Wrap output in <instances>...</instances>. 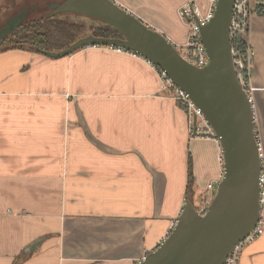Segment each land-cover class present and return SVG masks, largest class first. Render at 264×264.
Returning <instances> with one entry per match:
<instances>
[{
  "label": "crops",
  "instance_id": "crops-1",
  "mask_svg": "<svg viewBox=\"0 0 264 264\" xmlns=\"http://www.w3.org/2000/svg\"><path fill=\"white\" fill-rule=\"evenodd\" d=\"M114 1L185 43L178 9L189 0ZM247 42L264 154V2ZM220 154L217 139L191 133L175 90L141 55L101 45L57 59L0 50V264H140L188 197L198 209L217 186ZM242 252L240 264H264V234Z\"/></svg>",
  "mask_w": 264,
  "mask_h": 264
},
{
  "label": "water",
  "instance_id": "water-1",
  "mask_svg": "<svg viewBox=\"0 0 264 264\" xmlns=\"http://www.w3.org/2000/svg\"><path fill=\"white\" fill-rule=\"evenodd\" d=\"M234 2L218 0L213 17L201 29L208 55V64L202 68L184 59L164 34L114 0H65L47 6L51 15L73 13L102 21L117 29L120 37L89 34L60 51H36L57 59L88 45H101L141 55L189 95L212 127L211 137L223 148V176L206 214L198 212L189 196L170 234L140 264H224L260 219L263 162L254 132L253 104L237 78L231 54ZM28 10L24 7L6 20L0 41L24 23Z\"/></svg>",
  "mask_w": 264,
  "mask_h": 264
},
{
  "label": "built area",
  "instance_id": "built-area-1",
  "mask_svg": "<svg viewBox=\"0 0 264 264\" xmlns=\"http://www.w3.org/2000/svg\"><path fill=\"white\" fill-rule=\"evenodd\" d=\"M218 0H209V5L206 10H203L201 4L194 0L185 2L179 9L178 15L183 23L189 28V35L183 47L185 51H179L180 54L188 62L197 67H205L208 64V55L206 48L201 42V29L206 26L214 15ZM264 0H235L232 18L230 22V40H231V54L235 67V72L239 82L248 94L251 103L253 104V91L251 85V70L253 65L254 51L247 42V34L250 30V25L253 16L258 11V6ZM242 39L246 42V50L242 52L239 49L238 41ZM161 77L165 82L171 86L176 92V98L183 104V108L188 114L191 133L199 137H208L214 135V131L207 121L204 113L198 108L183 90L177 87L160 69ZM254 109V106H253ZM260 155L263 159V151L261 144L258 143ZM222 151V149H221ZM218 160L223 162V155L220 154ZM223 175V174H222ZM222 177L219 179V181ZM217 181V185L219 183ZM260 184V219L257 222L253 231L240 242L233 252L227 257L224 264H239L243 247L246 243L253 242L264 234V164L259 176ZM217 186L209 183L207 186V193L201 199V206L197 209L201 215H205L207 209L215 196ZM167 237H165L166 239Z\"/></svg>",
  "mask_w": 264,
  "mask_h": 264
},
{
  "label": "trees",
  "instance_id": "trees-1",
  "mask_svg": "<svg viewBox=\"0 0 264 264\" xmlns=\"http://www.w3.org/2000/svg\"><path fill=\"white\" fill-rule=\"evenodd\" d=\"M50 3L52 2H49V4ZM14 5L17 6L14 9V12L12 11L13 13L8 17H6V19L0 25V28L3 27L4 23L9 17L16 15L20 9L27 7V5L17 4V3L16 4L14 3ZM259 12H261V9L259 10ZM50 13L51 10H49L44 16L36 17L33 19H25L24 23L21 26H19L15 31L9 34L10 36H17L20 33H26L24 36H22L21 40L23 41L21 42L11 41L10 44L4 46L2 49L0 48V50H6L9 48L29 47L30 49L33 50H36V48H40L47 51H60L68 47L78 38H80V36L79 37L77 36V33H79L82 30L81 29L82 26L80 24H78L77 22L60 21L59 19H57L59 14L51 15ZM60 14H65V13H60ZM68 14H73V13H68ZM103 24L104 26L105 25L110 26L104 22ZM98 29L101 32H98L95 35L109 37L107 33L103 32L105 29L102 28H98ZM8 36H6L3 40L4 41L7 40L9 38ZM238 46L242 52H245L246 42L244 40L240 39L238 41ZM179 103L180 105L183 106L181 102Z\"/></svg>",
  "mask_w": 264,
  "mask_h": 264
},
{
  "label": "rangeland",
  "instance_id": "rangeland-1",
  "mask_svg": "<svg viewBox=\"0 0 264 264\" xmlns=\"http://www.w3.org/2000/svg\"><path fill=\"white\" fill-rule=\"evenodd\" d=\"M49 2H50V0H0V25L3 23V21L6 19V17H8L9 15H11L14 12V9L12 10L14 3L27 5L29 10L26 14L25 19H33L36 17L46 15V13L49 11L47 9ZM32 6H35V7L31 8ZM57 19H59L60 21L77 22L78 24H80L82 26V28H81L82 30L79 33H77L78 37L79 36L83 37L82 35L86 36L89 34L95 35L96 33L101 32L98 28L105 29L103 32L107 33L109 37H117V36L119 37L120 36L119 32H116L117 29L114 28L116 30L115 31L112 26L111 27L106 26V25L104 26L102 21L93 19L91 17H87V16H83V15H79V14H68V13L60 14L59 13ZM186 28H187V34H186V41H187V38L189 35V28H188V26H186ZM30 30H32V29H30ZM25 34L26 33H20L17 36H10L9 35L8 36L9 38L7 40H5V41L3 40L2 42H0V45H1L0 48L2 49L4 46L10 44L11 41H18V42L23 41L21 39H22V36H24ZM186 41H185V43H186ZM183 45H184V43L181 45H178L177 49L179 51H185L186 48L183 47ZM260 112H262L261 109H259V112H258L259 120H258L257 128H258L259 134L261 131L263 136H264V113H260ZM205 196H206V194H205ZM205 196L203 195L202 197H205ZM247 244L248 243H246V245ZM245 246L243 247V249L245 248ZM239 264H240V262H239Z\"/></svg>",
  "mask_w": 264,
  "mask_h": 264
}]
</instances>
